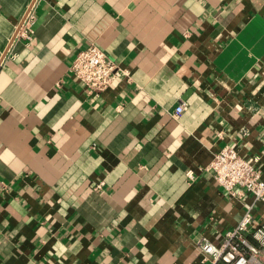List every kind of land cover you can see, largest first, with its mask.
<instances>
[{
  "label": "crops",
  "instance_id": "crops-1",
  "mask_svg": "<svg viewBox=\"0 0 264 264\" xmlns=\"http://www.w3.org/2000/svg\"><path fill=\"white\" fill-rule=\"evenodd\" d=\"M92 42L128 71L100 95ZM226 144L264 171V0H0V264H213L264 221L208 169Z\"/></svg>",
  "mask_w": 264,
  "mask_h": 264
},
{
  "label": "built area",
  "instance_id": "built-area-1",
  "mask_svg": "<svg viewBox=\"0 0 264 264\" xmlns=\"http://www.w3.org/2000/svg\"><path fill=\"white\" fill-rule=\"evenodd\" d=\"M32 6L27 10L16 34V38L28 42L32 39L36 21ZM70 72L94 95L102 94L116 78L128 74L126 69L95 42L77 52ZM183 110L184 105H178L175 115L179 116ZM208 169L213 173L215 181L227 192L236 195L244 191L264 202V171L257 158L246 157L234 146L226 144L214 154ZM199 246L213 264H263L260 255L261 247L264 246V221H253L249 209L240 222L226 232L221 243L203 238L199 241Z\"/></svg>",
  "mask_w": 264,
  "mask_h": 264
}]
</instances>
